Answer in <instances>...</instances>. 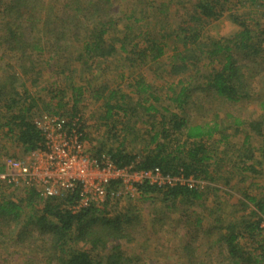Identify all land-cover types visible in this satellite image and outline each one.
<instances>
[{"label": "trees", "instance_id": "16d2710c", "mask_svg": "<svg viewBox=\"0 0 264 264\" xmlns=\"http://www.w3.org/2000/svg\"><path fill=\"white\" fill-rule=\"evenodd\" d=\"M143 1L141 6H151L153 0ZM160 2V5L154 4L160 15H166L168 9L172 12L181 7L185 8L187 14L173 24L168 20L171 29L165 24V31L161 28L153 32L145 19L144 7L140 13L134 9H130V12L123 10L125 14L119 16L117 12L122 11L121 6L113 8V0H67L64 7L70 10L67 19L72 25L69 32L73 38H64V32L60 30L56 36L52 30L49 34L52 40L48 41L51 45L46 48L47 44L39 40L50 30L47 20H43L44 16L36 12L39 0L37 4L34 0H0V50L3 55L15 58L22 74L30 77L40 74V70L35 68L34 56L38 57L41 66H50L56 56L64 52L70 61L69 72L78 69L76 66L79 65L83 74L88 71L93 77L100 60L107 62L111 57L122 55V61H117V64L121 61L120 66L115 70L118 80H121L119 83L117 77H106L108 70L105 67L98 70V76H94L97 85L92 89L91 99L101 101L103 115L99 119L103 121L102 126L107 129L110 140L115 141V147L107 145L109 148L100 141V148L93 153L94 158L101 164L104 161L101 154L105 152V157H109L118 168L132 166L138 171L159 169L164 175L172 177L212 181L214 176L209 171L211 155L208 145L229 139V128L221 122H233L232 126L236 128L247 124L259 137H264V36L258 37V32L250 25H258V19L253 18L249 21L251 23L246 21L248 13H258V5L264 6V0ZM50 9L47 8L46 12ZM223 16L233 22L238 30L228 38L213 39L207 36L206 27ZM255 16L258 17V14ZM132 21L135 22L129 23ZM138 23H142L138 29L145 25L143 44L136 40L140 34L133 32L134 25ZM39 32L41 35L37 34ZM29 34L36 35V38L30 40ZM261 35H264V30ZM168 41L172 43V52L168 56L169 69L165 71L170 76H184V80L180 77L169 84L171 95H166L176 110L167 106L158 108L156 103L160 99L152 95V84L137 72L139 67H151L160 60ZM5 67L8 68V63ZM64 68L60 73L64 72ZM5 72L0 75V111L5 113V124L2 126L14 137L24 154L45 148L44 133L33 120L36 98L29 94L28 87L22 84L20 77ZM99 76H103L104 80L100 81ZM67 79L70 80V77ZM33 82L36 80L33 79ZM120 83L130 90H123ZM19 87L24 98L29 99L18 98L21 97ZM66 87L76 92L78 97L85 91L82 85L76 86L72 79ZM201 91L212 93L233 105L256 101L263 115L251 120L241 115L234 116L233 112H227L221 118L214 112L209 120L194 121L195 116L186 110L194 102V93L198 95ZM132 97L137 99L133 101ZM42 107L53 113L46 103ZM62 107L60 102L56 103L55 111ZM125 122H133L132 126L127 127V135L131 132L129 140L117 128L118 124ZM137 123L143 126L147 124L149 128L141 134L143 127L136 128ZM245 139L244 143L247 136ZM133 144L140 149H130ZM246 157L249 159L250 155ZM250 168L253 174H260ZM246 179L247 176L244 181ZM1 182L0 187L3 186ZM111 183L110 187L114 189L116 182ZM8 185L15 187L14 183ZM135 188V195L144 202L153 201L159 195L162 201L180 199L181 203L190 204L206 196L205 191L189 190L179 184L165 188L144 181L135 184ZM24 190L25 197L21 202L0 195V264H19V258L23 259L22 264L128 263L126 251L121 245L130 243V232L140 225V209L129 205L111 214L108 203L112 197L109 195L102 204L90 203L87 207L73 209L80 200L79 187L72 191L59 190L50 195L46 194L45 187L37 188L34 184H26ZM214 191L217 189L214 188ZM240 193L243 198L239 199V205L244 209L251 207L250 212L234 221L220 222L214 243L226 249L225 259L231 264H264V193L260 198L249 195L247 189ZM123 197L121 194L116 199ZM165 220L159 218V222ZM197 222H200V218H197ZM190 245L187 242L184 247L190 251ZM9 246H17L19 250L10 252ZM18 251L21 257L11 256Z\"/></svg>", "mask_w": 264, "mask_h": 264}, {"label": "rangeland", "instance_id": "374dc122", "mask_svg": "<svg viewBox=\"0 0 264 264\" xmlns=\"http://www.w3.org/2000/svg\"><path fill=\"white\" fill-rule=\"evenodd\" d=\"M34 1L37 4V0ZM64 2L67 3V0H39L36 12L44 16L43 20H47L50 30L48 34H45L39 40L42 44H47L46 48H50L51 44L48 41L52 40V37L49 35L52 30L56 33V36L58 30H60L64 32V38L68 40L73 38L69 32L72 29V25L69 19H67L70 10L68 7H64ZM113 2V8H116L117 5L121 6L120 9L122 11L117 12L119 16L125 14L124 12L126 11L130 12V9H134L140 13L144 7V11L146 12L145 19L149 24V29L153 32L161 28L165 31V24L171 29L172 26L168 25V20L173 24L175 20L179 22L180 18L185 17L187 14V11L183 7L172 12L168 9L166 15L158 14L154 4L160 5V0H153L151 6H141L143 5V0H113ZM47 8L51 9L46 12ZM123 10L125 11L123 12ZM47 13L51 14L48 15ZM256 14H258V17L255 16ZM256 14L252 13L251 15L248 13L246 21L251 23L249 21L253 18L255 20L258 19V25H254L253 23L250 25L258 32V37H262L264 36L261 35L264 30V6L258 5V13ZM133 22L135 21L129 23ZM39 24L42 25V22ZM141 24L134 25L133 32L140 34V37L136 40L140 44H143L144 31L146 30L144 28L145 25L139 27L141 30L138 29V26ZM237 30L238 27L227 17L223 16L216 21H212L206 27L205 34L211 36L213 39L228 38L233 36ZM1 33L2 25L0 26ZM37 34L41 35V32ZM115 34H119V32ZM28 37L32 40L36 38V35L29 34ZM62 39L60 40L61 43H63ZM171 52L172 43L168 41L163 57L154 62L151 67L147 65L139 67L137 72L141 73L152 84V95L160 99L156 103L158 108L167 106L169 109L173 108L176 110L174 105L168 101L166 95H171V92L168 90L169 84H172L173 81H176L180 77H183L184 80V76H170L166 73L165 70L169 69L168 56ZM72 53H75V51ZM119 59L122 61V55H117L116 58L111 57L107 62L100 60V66L96 67L93 71L94 76L96 74L98 76L100 73L98 70L105 67L108 70L106 71V77L110 79L117 77L116 81L119 83L121 80H118V73L115 72L120 66L118 64L121 61L117 64ZM33 61L36 63V70H40V74H37L35 77H30L22 74L15 58L8 54L3 55L2 50H0V75L5 71V74L17 75V77H20L22 84L28 87L29 94L36 98L37 107L34 108L33 120L35 122H41L44 116H61L66 122H71L72 120L73 122H77V129L79 128L82 137H86L83 141V152L92 160L94 159V151L100 148L101 143L105 146L115 147L114 139L112 141L110 140V136L106 133L107 129L105 130L104 126H102L103 121L99 119L103 115V108L100 107L101 101L94 102L91 99L92 89H95L97 85L95 81L96 77H92L88 71H86V74H83L79 65L76 66L78 69L69 72L71 68L69 67L70 61L64 52L61 55H57L50 66H41L37 56H34ZM6 63H8V68L5 67ZM63 66H65L64 72L60 73ZM68 76L70 80L72 79L74 81L76 86L82 85L85 88L84 94L80 97L71 89L65 88V86H69L70 84V80L67 79ZM33 79L36 82H33ZM99 80H104V77L99 76ZM120 86L123 90H130L122 83H120ZM178 87H180L179 84ZM19 91L21 93V97L18 96L20 100L29 99V97L24 98L20 87ZM105 93L107 94L108 92L105 91ZM194 96H196L194 102L187 109L189 111L186 110L188 114L195 116L194 121L209 120L214 112L218 113L221 118H224L227 112H233L234 114L232 115L234 116L241 115L251 120H256L260 115H263L256 101L233 105L205 91L199 92L198 95L194 93ZM132 99L135 101L137 97H132ZM58 102L63 107L55 111L57 109L56 103ZM111 102L114 103L112 100ZM45 103L51 107L53 113H50L42 107ZM152 103L155 104L153 100ZM4 116L5 113L0 111V166L3 168L0 174H3L5 170V160L7 158L12 157L27 162L30 154H24L21 146L16 143L14 137L7 133V129L2 126L5 124L3 120ZM221 123H223L224 127L229 128V139L218 143L208 142L211 155V159L208 162L209 171L214 176V180L210 181L209 179L199 178L203 187L200 185V189L198 190L205 191L206 194L201 201H192L190 204L181 203L180 199L175 201H162L158 195L152 199L153 201L147 200L144 202L135 194L132 197L124 195L123 198L117 200L116 198L121 196L120 194L123 192V188H121L123 186L118 187L115 184L114 189L111 188L115 190L114 195H116L111 196L112 198L109 203L107 202L109 204L108 210L111 214H114L115 210L124 208L125 206L128 207L129 205L136 207L137 210H141L140 225L130 232V235H132L130 243L121 245L126 251L125 255L128 258L127 264H191L192 262L194 264H231L229 260L225 259L226 253L224 251L226 249L221 247L219 243H214V241L218 236L217 231L220 230V222H231L242 214L247 216L250 212L249 209L251 207L244 209L238 203L239 199L243 198V195L240 193L241 191L247 189L249 195L257 198L262 197L261 193H264V173L262 174V171L264 172V137H259L247 124L236 128L237 126H232L233 122ZM132 124L133 122H125L124 124H118L117 128L119 132L122 130L121 134L123 136H126L128 132L127 127L128 125L132 126ZM139 126L143 127L140 129L141 134L144 133L147 127L149 128L147 124L143 126L137 123L136 128ZM236 129L237 131H235ZM135 131L137 130L135 129ZM130 135L131 132L127 135L128 140ZM123 136H119V138ZM246 136L247 142L244 143ZM109 146L107 147L109 148ZM130 149L137 151L140 148L135 147L133 144ZM247 155H250L249 159L246 157ZM101 156L105 157V152ZM250 167L257 170L261 175L253 174ZM100 174L104 175L103 173ZM246 176L247 179L244 181ZM38 181L41 180L38 179ZM7 183L9 184L10 182H1L3 186L0 187V195L7 199L21 202L25 197L26 191L24 189H26V183L18 181V183H14L15 187H11ZM34 185L37 188H43L44 186L42 185L45 184L41 185L35 181ZM214 188L217 191H214ZM36 208H39V206H36ZM159 218H165L166 220L165 222H159ZM197 218H200V222H197ZM160 224H164L165 226H160ZM144 242L146 243L144 244ZM187 242L191 243L189 247L190 251L184 247ZM8 250L14 252L19 250V248L17 246H9ZM188 251L191 256H189ZM11 256L21 257V253L18 251L15 255ZM18 263L22 264L23 259L19 258Z\"/></svg>", "mask_w": 264, "mask_h": 264}, {"label": "built area", "instance_id": "2783aa9c", "mask_svg": "<svg viewBox=\"0 0 264 264\" xmlns=\"http://www.w3.org/2000/svg\"><path fill=\"white\" fill-rule=\"evenodd\" d=\"M36 123L44 133L45 148L31 152L27 162L7 158L0 180L26 184H34L36 181L45 184L42 186L49 195L79 187L80 200L73 209L87 207L90 203L99 205L106 201L108 195L116 196L115 190L110 187L112 181L118 187L123 186L121 194L131 196L136 194L135 184L144 181L165 188L179 184L189 190L200 191V185L203 187L199 178L172 177L164 175L159 169L138 171L132 166L118 168L109 157L104 156L101 164L96 158L89 159L83 152L82 134L76 127L77 122L73 120L66 122L61 116H44L41 122Z\"/></svg>", "mask_w": 264, "mask_h": 264}]
</instances>
